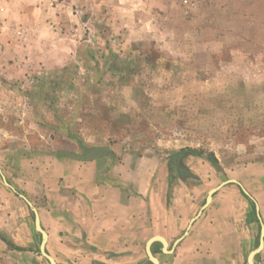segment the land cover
<instances>
[{"label": "rangeland", "instance_id": "rangeland-1", "mask_svg": "<svg viewBox=\"0 0 264 264\" xmlns=\"http://www.w3.org/2000/svg\"><path fill=\"white\" fill-rule=\"evenodd\" d=\"M129 138L144 153L171 140L214 151L225 171L194 190L198 207L214 184L264 175V0H0L3 174L18 180L30 161L87 153L89 140L125 148ZM203 213L221 215L214 204ZM209 220L187 250L158 253L163 264H248L260 227L238 222L237 262ZM185 226L177 218L167 229L170 246ZM145 242L142 258L123 264L150 263Z\"/></svg>", "mask_w": 264, "mask_h": 264}, {"label": "crops", "instance_id": "crops-1", "mask_svg": "<svg viewBox=\"0 0 264 264\" xmlns=\"http://www.w3.org/2000/svg\"><path fill=\"white\" fill-rule=\"evenodd\" d=\"M89 143L87 153H60L41 166H34L30 161L20 180L4 174L14 189L5 184L0 173L7 186L0 189V264H47V259L44 257V261L36 251L41 234L35 227L34 217L31 222L33 211L15 190L26 195L38 209L48 234L46 249L60 264H123L131 257L142 258L139 246L145 239L147 255L146 243L151 237L162 235L171 248L183 236L172 253L163 252L159 242L153 244V252L163 264L158 253L174 255L188 249L189 238H203L201 224L209 220L205 221L203 212L212 204L221 214L208 221V226L215 228V242L220 235L221 247H226L227 254L235 255L239 262L242 253L238 222L243 219L249 229L260 227L258 214L264 222V188L260 187L264 185V175H259L258 169L251 176L248 172L245 178H237L258 202V212L253 200L238 184L228 183L213 194L210 204L188 228L192 209L200 200L196 197L192 202V193L197 188H207L225 171L214 151L206 152L203 147L187 144L177 146L175 140L163 142L162 147L157 142V148L147 149L145 153L142 147L138 152L139 144L130 138L125 148L120 143L109 145L108 139L103 143L89 140ZM186 148L196 149L198 153L183 157V165L193 175L183 178L171 170L170 160ZM209 154L218 159L220 168L211 163ZM257 167L256 163L251 164V170ZM219 184L209 187L207 195ZM238 204L244 209L242 217L236 214ZM202 206H197L198 212ZM224 212L236 215L224 217ZM177 218L186 222V226L170 246L171 235L167 229H175ZM7 241L24 250L10 246ZM252 249L246 250L245 257ZM247 262L250 264L248 259Z\"/></svg>", "mask_w": 264, "mask_h": 264}, {"label": "water", "instance_id": "water-1", "mask_svg": "<svg viewBox=\"0 0 264 264\" xmlns=\"http://www.w3.org/2000/svg\"><path fill=\"white\" fill-rule=\"evenodd\" d=\"M0 173H1L2 177H3V179H4L5 184L8 185L9 187L13 188L12 185L6 179L5 175L2 173L1 167H0ZM228 183H236V184H238L241 187L242 191L248 197H250L253 200L256 211L257 212L259 211V204L255 200V198L249 193V191L237 179L230 178V179H227V180L222 181L218 186L212 188L208 192V195L206 197L205 203L203 204V206L201 207V209L199 210V212L197 213V215L191 219L188 228L192 225V223L195 221V219L201 215L202 211L210 204V202L212 201V198H213V194L218 189H220L221 187H223L224 185H226ZM15 192L26 201V203L29 205V207L32 209V211L34 213V223H35V227H36L37 231H39V233L41 234V242H40V245H39V252H40V254L43 257H45L50 264H60L59 262L56 261V259L46 249V243H47V240H48V234H47V231L43 228V226L41 224L40 215H39L38 209L36 208V206L33 204V202L26 195H24L23 193L17 192L16 190H15ZM258 217H259V222H260V234H259L258 243L249 252L248 257H247L248 261L251 264H262L260 262H256L257 257L259 256V253L264 248V222H263L260 214H258ZM187 232L188 231H186L185 234H187ZM182 238H183V236L180 237V238H178L176 240L175 244L173 245V247L168 248V242H167V240L162 235H155V236L151 237L147 241V243H146V252H147V256H148L149 261L152 264H161L160 261H159V259H158V257L153 252L152 246H153L154 243H157V242L161 243L162 244V251L163 252H165V253H172L173 250H174V246ZM252 261H254V262H252Z\"/></svg>", "mask_w": 264, "mask_h": 264}, {"label": "trees", "instance_id": "trees-1", "mask_svg": "<svg viewBox=\"0 0 264 264\" xmlns=\"http://www.w3.org/2000/svg\"><path fill=\"white\" fill-rule=\"evenodd\" d=\"M198 150L196 149H190V148H186V149H182L181 151H179L174 158H172L170 161L171 163V170H176V172H178V174L180 176H193L188 170L187 168L183 165V157L187 156L188 154H197ZM208 159L211 161V163L216 167V168H220L219 166V162L218 159L213 155V154H209L208 155ZM187 174V175H184ZM254 207V206H253ZM255 208V207H254ZM8 242V241H7ZM8 244L18 250H24V248L16 246L10 242H8Z\"/></svg>", "mask_w": 264, "mask_h": 264}, {"label": "bare ground", "instance_id": "bare-ground-1", "mask_svg": "<svg viewBox=\"0 0 264 264\" xmlns=\"http://www.w3.org/2000/svg\"><path fill=\"white\" fill-rule=\"evenodd\" d=\"M252 262H254V261H252ZM250 263V262H249ZM251 264V263H250Z\"/></svg>", "mask_w": 264, "mask_h": 264}]
</instances>
